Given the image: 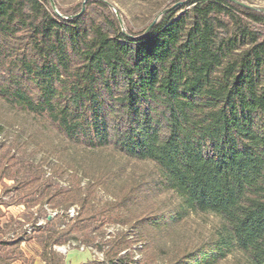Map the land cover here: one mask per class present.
<instances>
[{"label": "trees", "instance_id": "obj_1", "mask_svg": "<svg viewBox=\"0 0 264 264\" xmlns=\"http://www.w3.org/2000/svg\"><path fill=\"white\" fill-rule=\"evenodd\" d=\"M87 4L0 0V101L79 147L153 162L187 211L217 216L215 237L174 264L232 247L264 264V12L185 0L143 34Z\"/></svg>", "mask_w": 264, "mask_h": 264}, {"label": "rangeland", "instance_id": "obj_2", "mask_svg": "<svg viewBox=\"0 0 264 264\" xmlns=\"http://www.w3.org/2000/svg\"><path fill=\"white\" fill-rule=\"evenodd\" d=\"M53 1L66 12L95 0ZM100 1L134 33L185 0ZM239 1L264 9V0ZM0 135L6 184L0 203L13 209L0 229V264H110L120 257L129 264H174L216 235L219 218L187 211L180 197L161 189L153 162L74 145L45 120L1 101ZM72 222L77 230L68 232ZM122 241L128 247L115 253ZM214 264L248 262L232 247Z\"/></svg>", "mask_w": 264, "mask_h": 264}, {"label": "crops", "instance_id": "obj_3", "mask_svg": "<svg viewBox=\"0 0 264 264\" xmlns=\"http://www.w3.org/2000/svg\"><path fill=\"white\" fill-rule=\"evenodd\" d=\"M1 187H6L5 181L4 179L0 180V191H1ZM2 199V198H1ZM13 214V209L11 208V206H9L8 204H2V202L0 203V229L2 228V225L5 223H8V220L10 219V217H12ZM0 236H2V232L0 231ZM7 244H10V241L6 242Z\"/></svg>", "mask_w": 264, "mask_h": 264}, {"label": "water", "instance_id": "obj_4", "mask_svg": "<svg viewBox=\"0 0 264 264\" xmlns=\"http://www.w3.org/2000/svg\"><path fill=\"white\" fill-rule=\"evenodd\" d=\"M86 1H87V0H84V2H86ZM232 1H234V2H236V3H238V4H240V5H242V6H244V7L252 8L250 5H248V4H246V3L242 2V1H239V0H232ZM49 2H50V5H51L52 9H53L56 13H58L57 10H56V8H55L54 1H53V0H49ZM179 4H180V3H179ZM82 10H83V7H82L81 11H82ZM258 10H261V11L264 12V9H258ZM165 11H166V10H165ZM165 11H164V12H165ZM115 14H116V17H117L119 23L121 24L120 17H119V15H118V13H117L116 11H115ZM155 22H156V20H153V21L148 25V27L145 29V31H144L143 34L147 33V32L149 31V29L151 28V26H152Z\"/></svg>", "mask_w": 264, "mask_h": 264}, {"label": "built area", "instance_id": "obj_5", "mask_svg": "<svg viewBox=\"0 0 264 264\" xmlns=\"http://www.w3.org/2000/svg\"><path fill=\"white\" fill-rule=\"evenodd\" d=\"M1 139H2V137H1V135H0V141H1ZM0 143H1V142H0ZM69 214H70V216L73 215V214H71L70 210H69Z\"/></svg>", "mask_w": 264, "mask_h": 264}, {"label": "bare ground", "instance_id": "obj_6", "mask_svg": "<svg viewBox=\"0 0 264 264\" xmlns=\"http://www.w3.org/2000/svg\"><path fill=\"white\" fill-rule=\"evenodd\" d=\"M63 251V249H61Z\"/></svg>", "mask_w": 264, "mask_h": 264}]
</instances>
